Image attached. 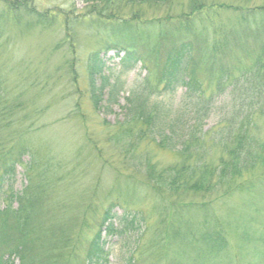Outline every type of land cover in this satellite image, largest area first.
Segmentation results:
<instances>
[{"label":"rangeland","instance_id":"obj_1","mask_svg":"<svg viewBox=\"0 0 264 264\" xmlns=\"http://www.w3.org/2000/svg\"><path fill=\"white\" fill-rule=\"evenodd\" d=\"M15 1L27 3L20 12L19 23L9 14ZM203 1L209 5L254 3V0ZM190 3L191 0H173L169 8L149 9L145 15L187 13ZM29 11L48 12V19L37 23ZM85 12L82 0H0V110L11 113L7 121H12L10 130L0 131V141L9 140L15 124L21 125L22 130L32 124L39 129L34 136L22 140L33 151L29 175L22 165L17 168L13 185L4 189L1 207L10 205L12 211L16 210L19 198H14L22 194L40 197L46 228L64 223L72 230L69 236L74 241L82 234L77 249L82 255L97 233L104 212L114 204L117 216L126 218L127 223L121 225V233L112 237L106 238L103 232L109 264H128L132 259L135 264H264V188L251 193L236 192L228 198H224L228 196L224 195L225 186L203 195L186 192L177 197L162 196L147 186L145 167L150 162L159 172L167 169L177 162L172 153L142 142L130 154L123 151L126 138L121 135L112 138L124 119L130 94L140 88L146 77L152 86L156 85L158 71L149 74V68L138 63L136 68L125 72L121 65L124 53L110 50L113 40L106 28L95 24L96 20L84 15ZM1 14L7 18L3 19ZM229 16L225 15L224 20H228L227 27L231 28ZM253 37L246 39L241 35L243 42L238 46L247 45V49L231 46L216 59L204 58L211 47L200 43L201 50L195 53L199 66L196 72L188 70L187 74L205 86L208 94H215L214 81L222 69L231 68L240 54L247 57L249 54L246 63L253 62ZM95 52H100L105 62L109 85H117L120 91L112 108H105L102 102L96 109L87 94L79 92L87 90L86 62ZM152 54L157 52L147 48L150 68L154 67ZM209 79L213 80L211 84ZM183 91L179 89L172 96L173 116L182 109ZM217 107L205 130L214 128L230 110V105L221 102H217ZM254 123L256 138L264 148V115ZM217 157L216 154L213 161ZM28 158L23 159L24 164ZM263 172L257 173L261 176ZM201 204L206 205L203 212L189 209ZM131 221L136 223L132 225ZM188 223L198 227V231H207L208 227L212 232H220L229 242L227 253L210 254L204 251L198 237L184 238L186 229L191 228ZM175 234L180 236L174 237ZM6 245H0V254L9 251ZM10 260L12 264H20L17 258Z\"/></svg>","mask_w":264,"mask_h":264},{"label":"trees","instance_id":"obj_2","mask_svg":"<svg viewBox=\"0 0 264 264\" xmlns=\"http://www.w3.org/2000/svg\"><path fill=\"white\" fill-rule=\"evenodd\" d=\"M82 1L86 5L84 15L92 16L95 24L106 28L113 40L110 50L124 53L121 65L125 72L136 68L138 63L148 67L149 74L158 71L156 85L152 86L146 77L140 88L130 94L124 119L118 123L117 132L111 135L114 139L120 135L126 138L128 142L123 151L130 154L142 142L152 143L172 153L177 162L161 172L148 162L145 167L149 178L147 186L159 195L176 197L186 192L208 194L217 187L225 186L224 195L228 196L224 198L236 192L251 193L264 188V148L256 138L254 123L264 115V0L238 6L209 5L203 0H191L187 13L164 17H148L145 13L149 9L169 8L173 0ZM25 7L27 3L22 1L12 3L9 8L11 18L19 23L20 12ZM30 14L37 23L48 19V12ZM228 14L232 16L229 20L231 28L227 27L228 20H224ZM1 16L7 18L3 14ZM241 35L246 39L254 36L253 62L246 63L250 59L249 54L248 57L247 54H240L231 68L220 69L219 77L214 81L216 93L208 94L205 86L187 74L188 70L196 72L199 66L195 53L200 52V43L211 47L204 58L216 59L226 54L231 46L247 49V45L238 46L239 42H243L240 41ZM149 47L157 52L152 54L153 68L149 67L151 64L146 55ZM86 70L87 90L79 92L87 94L96 109L102 106V102L105 108H112L120 91L117 85H109L100 52L89 55ZM186 75L189 76L187 80ZM212 81L209 79L208 83ZM179 89L184 90L182 109L173 116L171 100ZM217 102L230 105V110L214 128L205 130L206 122L219 108ZM10 115L0 110L1 132L11 129L12 121H7ZM38 131L35 124L25 130L15 124L9 140L0 141V204L6 190L13 185L20 165L26 168L29 175L34 156L22 140ZM213 154L218 155L217 161H213ZM26 156L29 158L24 164ZM258 171L263 174L258 175ZM18 198V208L14 211L10 205L4 208L0 205V232H3V235L0 234V245L5 243L9 248L7 253L0 254V264H12L11 258L19 259L20 264L110 263L103 232L107 234L106 238L112 237L121 233V225L127 223L126 218L117 216L114 204L104 212L97 233L81 255L82 252L78 253L77 249L82 234L74 241L72 235L69 236L72 230L64 223L47 229V222L40 211L42 199L33 194H22L14 200ZM205 206L193 205L189 209L203 212ZM135 223L131 221L132 225ZM198 230L194 225V228L186 229L183 237H198L196 239L202 242L204 251L210 254L227 253L229 242L220 232H212L208 227L207 231ZM136 250L137 246L132 251L133 255ZM135 263L132 259L128 264Z\"/></svg>","mask_w":264,"mask_h":264}]
</instances>
